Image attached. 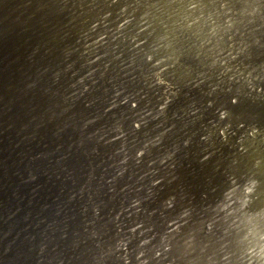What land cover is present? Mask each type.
Instances as JSON below:
<instances>
[{
	"label": "bare ground",
	"instance_id": "bare-ground-1",
	"mask_svg": "<svg viewBox=\"0 0 264 264\" xmlns=\"http://www.w3.org/2000/svg\"><path fill=\"white\" fill-rule=\"evenodd\" d=\"M199 1L201 2V0H0V264H165L187 261L183 257L188 251L187 241L177 234L175 226L178 229H182L183 226L184 229L188 225L175 224L181 221V218L175 219L177 216L167 209L168 204H165L171 196V191L165 190L163 198L159 200L163 202L162 211L163 209L165 211L157 213L155 212L157 210L154 211L151 207L152 204H149L151 203L149 199H159L163 189H160L153 180L159 169L152 164L155 162L149 160L153 148L146 149L152 140L153 143L162 141L179 143L183 131L173 124L176 116L170 106L163 109V114L150 130L140 124L139 114L160 94H165V88L169 84L163 73L157 70L160 65L156 63L160 57L154 56L151 60V55L161 53L163 50L169 52L166 53L168 56L181 54H178L180 50L178 47L183 44L181 36ZM226 11L223 12L225 15ZM214 21L212 20V23ZM194 24L197 26L200 23ZM212 35L208 34L216 37ZM226 40L229 41L230 38ZM168 60H171V57ZM239 65L245 67L243 64ZM186 66H183V69L187 73V85L184 88L179 87L175 97L194 83L195 78L189 69L191 66ZM157 75L163 79H158ZM262 92L264 94V91ZM240 119L238 118V121ZM163 125L166 127L163 128ZM263 125L264 123L260 128L263 129ZM257 139L255 138V141ZM243 140L246 142V139ZM251 144L253 145V142ZM199 152L200 150H197V153ZM253 163L252 165H255ZM249 164L246 165L250 167ZM251 178L254 179L255 176ZM238 179L236 183L239 185L241 179ZM246 182L249 183L247 180ZM227 184L230 185L229 182ZM182 185L184 187V182L179 183L178 189L185 195L187 187L182 189L180 188ZM193 187L195 188V185ZM236 195L234 192L232 196ZM189 200L186 201L187 205ZM190 208L189 204L183 211L189 215L187 212L193 207ZM175 209H179V206ZM239 210L240 207L238 213ZM203 211L201 210V213ZM209 218L210 221L213 220ZM228 219L231 221L229 217ZM183 220L185 222L186 219ZM203 220L204 218L201 221ZM237 222L239 221L235 223ZM194 224H191L192 228ZM187 228L186 230L192 229ZM206 235L211 237L210 233ZM202 236L198 235L199 238ZM205 238L204 235L203 239ZM161 246L167 251L164 250L165 260L159 263L156 253ZM204 249L203 252L207 248ZM221 253L223 255V252Z\"/></svg>",
	"mask_w": 264,
	"mask_h": 264
},
{
	"label": "rangeland",
	"instance_id": "rangeland-1",
	"mask_svg": "<svg viewBox=\"0 0 264 264\" xmlns=\"http://www.w3.org/2000/svg\"><path fill=\"white\" fill-rule=\"evenodd\" d=\"M202 1H203V3H201ZM232 1H233V3H230ZM201 2L199 1L198 7L194 10L195 12H193V15L191 16L192 18L190 17L191 21L188 20V22H186V24L189 23V24H187V26H185L186 29L184 27V29H185V32L183 33L184 37L181 36V38H182L181 43H183L184 45L182 44V46L178 47V48H180V50L178 51V54H180V53L181 54L179 56H177L176 53L172 54L170 52L172 54V56H168V54H166V53H169V52H167L166 50H163V51H161V53L156 52V53H153V55H151V60L154 59V56L160 57V59L156 63V65H160L157 70H159L160 72L163 73V75L167 78L166 80L169 81V84L167 85V88H165V94H160L155 100H153L150 104H148L145 107V109L141 110V114H139V122H140V124L144 125L145 129L150 130V128H153L155 126V124L157 123L156 120L163 114V109H165L167 106H170L171 110L173 111L174 115L176 116L173 124L174 125L176 124L178 129L179 128L182 129L183 136L181 137V140L179 143H176L175 141H168V142L162 141L159 143H153V140H152L151 142H149L147 144V146H146L147 150L149 148H153V150L151 151L149 160L151 162H155L152 164L156 165V167L159 168L157 173L153 176V180L156 181V184L160 189L161 188L163 189L162 190L163 193L159 194L160 195L159 199H157V198L153 199V200L149 199V202H151L149 204H152L151 207L153 208L154 211H155V209L157 210L155 212L160 213L162 211L163 202H161L159 200L161 198H163V194H164L165 190H170L171 196L168 198L169 200L165 204V205L168 204L167 205L168 208H167V206H166V208L171 210L170 212L173 213L174 216H177V217L179 216L178 218L175 217V219L179 220L181 218L180 220L183 221V222L177 221L175 224L181 223V225H183L182 223H184V226L188 225L190 228H192L193 226L191 224L195 223L194 228L195 227L196 228L195 229L192 228L191 230H186V228L188 226H186L184 229H183V226H182V229L181 228L178 229L177 226H175L177 234L181 237L183 236L187 241V245H188L187 250L188 251H186L183 255V257L186 258L187 261L182 260L179 263L167 262L165 264H216V263L217 264H260V263L263 264L264 263V212H263L264 211V185H263L264 184V160H263L264 159V151H263L264 150V141H263L264 140V133H263L264 132L263 131L264 125L262 126L263 129L260 127L264 123V120H263L264 119V107H262V104L264 106V102H263L264 94L262 92V91H264V81H263L264 80V73H263L264 72V68H263L264 67L263 66L264 61H261V60H264V53H263L264 52V39L262 38V37H264V32H263L264 31V13H263L264 12V0H260V1L253 0L252 2L254 4H252L251 0H247L246 2H245V0H231V1L230 0H222V1L221 0H218V1L217 0L216 1L215 0H212V1L201 0ZM222 2H224V3H222ZM243 2H245L246 5ZM249 2L251 5L249 4ZM227 3H229V4H227ZM247 4L249 7H247ZM212 5H213V8H212ZM204 6H205V8H204ZM208 8L209 9L212 8L211 9L212 11L209 10ZM224 8L227 11L224 10ZM246 8L248 11L251 12V15H250V12L248 13ZM202 10L205 12H202ZM225 11H226L227 15H225V13H223ZM246 12H247V14H245ZM201 13H203V14H201ZM212 14H213V16H212ZM257 14L263 18H260V16H258ZM245 17H248V18H245ZM256 18H257V20H255ZM201 19H204V20L202 21ZM205 20H206V22H205ZM212 20H215L216 22L214 21L212 23ZM237 20L241 21L242 23L238 22ZM198 21H200V22H198ZM208 22H209V25H208ZM194 23H196V24L200 23V24H197V26H196ZM221 23H222V25H221ZM225 23L226 24L228 23V24L226 25ZM249 23H250V25H249ZM243 24H244V26H243ZM191 25H192V27H191ZM193 25H195V26H193ZM203 25H204V27H203ZM213 25H215V27ZM247 25H249V27ZM221 27H222V29H221ZM232 27H234V28H232ZM250 27H252V28H250ZM206 29H208V30L206 31ZM228 29H231V30H228ZM237 29H239V30H237ZM195 30H198V31L195 32ZM215 30L218 32L216 33ZM206 32H208V34H210V35L213 34L212 36H216L217 38L208 36V34ZM196 33H197V35H196ZM227 34H228V36H227ZM202 35L204 38L202 37ZM187 36H189V37L187 38ZM232 36H234V37H232ZM220 37H222V38H220ZM231 37H232V39H231ZM228 38H230V40H233L234 42H232L230 40L229 41L226 40ZM205 40H207V41H205ZM242 41H243V44L241 43ZM258 41H259V43H258ZM230 42H232V43H230ZM254 43H256L255 46H254ZM185 44H187V45H185ZM205 44L208 46L206 47ZM238 44H239V46H238ZM260 44H261V46L259 47ZM231 45H233V46L230 47ZM236 45H237V47H236ZM262 46H263V50H261ZM218 47H219V50H218ZM226 47H228V48H226ZM254 47H255V49H254ZM206 48H207V50H206ZM222 50H223V52H222ZM156 51H157V48H156ZM214 52H216V53H214ZM226 52H227V54H226ZM194 54H195V56H194ZM173 55H175V56H173ZM170 57H171V60H168V59H170ZM219 58H220V61H219ZM240 59H241V61H240ZM213 60L216 61L217 63H215ZM233 61H234V63H233ZM237 61H240V62H238V64H236ZM259 61H261V63ZM245 63H246V65H245ZM239 64H243L242 66H245V67H241V65H239ZM183 66H186V67L191 66V67H189V69L192 72V75L195 78V80H194V83L191 87L187 88L184 92H181L182 94L179 95L178 97H175V94L177 93L179 87L184 88L187 85L188 77H187V73L183 69ZM223 66H225V67H223ZM258 66H260V67H258ZM202 67H204V68H202ZM247 67H249V68H247ZM243 68H244V70H243ZM260 68H261V70H258ZM204 70H206V71H204ZM250 72H252L253 74H251ZM261 72H262V74H261ZM202 73H203V75H202ZM258 73H260V74H258ZM240 74L241 75L243 74V76H241ZM252 76H253V78H252ZM250 77H251V79H249ZM242 78H244V79H242ZM158 79H163V77L162 78L159 77ZM259 79H260V81H259ZM253 82H254V84H253ZM245 84H246V86H245ZM258 87L261 88L260 89L261 91L257 89ZM240 89L243 91H241ZM229 93H231V94H229ZM251 95H253V96H251ZM254 95L257 96L258 98L254 97ZM232 97H235V98H232ZM210 98H211V100H210ZM261 98H262V100H261ZM216 102L217 103L219 102L220 104L219 103L217 104ZM243 102L248 103V104H244ZM212 103H214L216 105H214ZM242 105H244V106H242ZM251 106H252L253 111L251 110ZM231 108H232V110H230ZM253 108L254 109L256 108L255 109L256 113L254 112ZM260 109H263V111H261ZM251 112H253V113H251ZM234 113H238V114H234ZM261 113H263V115ZM249 114L252 117H250ZM254 114L256 116H254ZM240 117L242 119H240ZM238 118L241 121L240 120L238 121ZM255 118H257V120ZM232 119H233V122H232ZM251 120H252V122H251ZM237 122L239 123L238 125H237ZM252 123H254L255 126ZM229 124H230V126H229ZM165 127H166V125L165 126L163 125V128H165ZM255 127L257 129H255ZM218 128L220 130H218ZM259 130H261L262 132L261 131L259 132ZM249 133H250V135H249ZM257 133L259 134V136ZM260 134L263 135V137ZM259 137H261V138H259ZM239 138L242 140V142ZM250 138H252V139H250ZM255 138L256 139L259 138V139H257L255 141ZM243 139H246V142ZM247 141H248V143H247ZM252 142H253V145L251 144ZM255 142H256V144H255ZM244 143H245V145H244ZM238 144H239V146H238ZM249 144H251V145H249ZM237 147L238 148L240 147V148L238 149ZM243 147H245V148L243 149ZM195 148L198 151L200 150V152L197 153V150H195ZM209 148H211L212 151ZM220 148H222V149H220ZM172 149H173V151H172ZM259 149H261L262 151ZM205 150H207L206 154H205ZM228 150H230L231 153ZM250 150H251V152H250ZM186 151H188V152H186ZM192 151H194V152H192ZM224 151H227V152L224 153ZM259 151H260V153H259ZM195 152L198 154V158L196 157ZM255 152L256 153L258 152V153L256 154ZM201 153H202V155H201ZM249 153L251 154V156L252 155L253 156L252 157L248 156V155H250ZM163 154H165V155H163ZM229 154L232 156H230ZM258 154L259 155L261 154V155L259 156ZM205 155H206V157H204ZM212 156H214V157H212ZM234 156H235V158H234ZM254 157H255V159H254ZM252 158L254 160H252ZM258 158H260V159H258ZM257 159L260 161V163H258L259 161ZM249 161H251V162H249ZM253 161H254V163H253ZM261 162H263V163H261ZM249 163L251 164L252 167L250 166ZM252 163L255 165H252ZM246 164L247 165L249 164L250 167H248ZM165 165H168V166H165ZM243 170H246V172ZM169 172H171V173H169ZM194 173H196V175ZM179 174H181V175H179ZM234 176L236 179L234 178ZM254 176H255L254 179L251 178ZM156 178H158V179H156ZM238 178L241 179L239 181L240 182L239 185L236 183V182H238V181H236ZM194 179H196V180H194ZM246 180L249 183H247ZM258 180H260V181H258ZM180 182H184V187L182 185V187H180V188L184 189L185 187H187V188H185V191H184L185 195H182V193H180V190L178 189ZM228 182L231 186L230 185L228 186V184H227ZM188 183H189V185H188ZM167 184H168V186H167ZM236 184L238 185L239 189H238V187L236 188ZM240 184H242V185H240ZM194 185H195V188L193 187ZM207 185H209V186L207 187ZM244 185H245V188L243 189ZM210 187H211V190H210ZM233 187H235L234 189L235 190L237 189V190L235 191L233 189ZM240 187H242V188L240 189ZM260 187H261V189H260ZM173 189H175V190H173ZM186 190H187V192H186ZM200 190H202V192ZM232 190L235 192V195L237 192L238 195L240 194L239 197L240 196L241 197L239 198L238 195H236L238 198H236V196L233 197L232 195H234V192L232 193ZM208 191L210 193H208ZM243 195H246V197ZM206 197H207V199H206ZM243 197H245V198H243ZM196 198H197V200H195ZM234 199L236 201H234ZM238 199L241 200L242 202L238 201ZM179 200L181 202H179ZM183 200H184V202H183ZM187 200H189L188 205L190 204L191 208L193 207L192 208L193 210L190 208L191 210H189L187 213L188 214L190 213L189 215H192L194 213V215H192V216H189L184 212L188 206L186 203ZM193 200H195V202ZM176 201H178V203ZM190 201H191V203H190ZM201 201H202V203H201ZM235 202H237V203L233 204ZM158 203L160 204V207H158L159 206ZM171 203H172V205H171ZM176 203H177V205H176ZM238 203H239V206H238ZM244 203H246V204L244 205ZM183 204H184V206H183ZM202 204H203L204 208H203ZM240 204H241V206H240ZM205 205L207 208L205 207ZM236 205L238 206L237 208H235ZM169 206H172V207H169ZM178 206H179V209H177L178 210L177 211L175 208H177ZM232 206H234V207H232ZM239 207L241 210V211L239 210V213H241V215L237 212ZM261 207L263 209H260ZM171 208H173V210ZM210 208H211V210H210ZM198 209H199V211H198ZM205 209H206V211H205ZM169 210L167 212H169ZM174 210H176V211H174ZM181 210H182V212H181ZM201 210L202 211L204 210V211L201 213ZM163 211H165V209H163ZM210 211H211V213H210ZM174 212H176L177 214L175 215ZM233 212L234 213L236 212L235 213L236 215H234ZM242 213L245 216H243ZM180 215H183V216H180ZM214 215H215V217H213ZM193 216L195 217V219ZM198 216H201V217H198ZM227 216L230 218L231 221H229ZM235 216H238V217H235ZM188 217L190 219L192 218L191 220H193V221L191 222V220H189ZM209 217H211V220L213 219L214 222H213V220L210 221ZM203 218L205 221L204 220L201 221ZM205 218H207V219H205ZM240 218H241V220H239ZM183 219H186L185 222ZM226 220H228L229 223ZM232 220H236L239 222H237V224H236L235 223L236 221L233 222ZM186 221L187 222L190 221V223L188 222L190 225L188 223H186ZM200 221L204 225H202V223H200ZM209 222L210 223L212 222L211 225H209L210 224ZM198 223H200V225ZM218 223H220V224H218ZM212 224H214V225L217 224V225L215 227H213L214 225H212ZM229 224H231V225H229ZM222 225L223 226L226 225V226L222 227ZM197 226L200 229L197 228ZM204 226L206 229L204 228ZM201 227H203V228H201ZM235 227H237V228L235 229ZM190 228H187V229H190ZM219 228L221 229L222 232H220ZM182 230H185V231H182ZM187 231H188V233H186ZM202 232H204L205 234H203ZM209 233L211 234V237H210V235L209 236L206 235ZM213 233L217 237H215L213 235ZM234 234H235V236H233ZM198 235L199 236L203 235V236L199 238ZM204 235L206 237L205 239H203ZM192 239H194V240H192ZM207 241L209 242L208 244H207ZM210 241H212V242H210ZM197 242H198V244H197ZM228 242H229V244H228ZM194 244H196V245H194ZM209 244H211V246ZM189 245H192V246H189ZM207 245H209V246H207ZM190 247H192V249H190ZM204 247H206L208 249V250L206 249L205 252H203L205 250ZM164 250H165L164 247L161 246V248H159L158 252L156 253V259L158 260L159 263L162 260H165ZM226 250H228V251H226ZM165 251H167V250H165ZM209 252H211V253H209ZM221 252H223V255ZM256 259H258L259 261ZM160 264H162V263H160Z\"/></svg>",
	"mask_w": 264,
	"mask_h": 264
},
{
	"label": "water",
	"instance_id": "water-1",
	"mask_svg": "<svg viewBox=\"0 0 264 264\" xmlns=\"http://www.w3.org/2000/svg\"><path fill=\"white\" fill-rule=\"evenodd\" d=\"M56 203H58V202H56ZM61 262H62V260H61Z\"/></svg>",
	"mask_w": 264,
	"mask_h": 264
}]
</instances>
